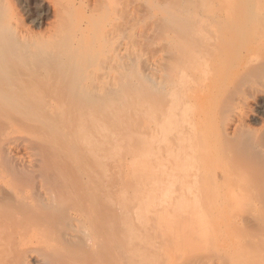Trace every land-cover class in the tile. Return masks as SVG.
<instances>
[{
  "label": "rangeland",
  "instance_id": "obj_1",
  "mask_svg": "<svg viewBox=\"0 0 264 264\" xmlns=\"http://www.w3.org/2000/svg\"><path fill=\"white\" fill-rule=\"evenodd\" d=\"M1 8L0 264H264V0Z\"/></svg>",
  "mask_w": 264,
  "mask_h": 264
},
{
  "label": "bare ground",
  "instance_id": "obj_2",
  "mask_svg": "<svg viewBox=\"0 0 264 264\" xmlns=\"http://www.w3.org/2000/svg\"><path fill=\"white\" fill-rule=\"evenodd\" d=\"M84 0H51V2H52V4H53V6H54V13H55V17H56V22H57V28L59 29L58 30V32L59 33H63V32H65V31H67V30H70V29H76V27L79 29L80 27H82L81 28V30H82V41L84 42V44L86 45V47L85 48H87V50L89 49L90 50V48L92 49V51H93V47H95V45L94 44H96V45H98L99 43H100V41L105 37V36H107V34H106V23H105V17H106V14H108V10L115 4V2H117V0H94V1H90V0H88L87 1V3H84L83 2ZM92 5V6H91ZM90 6V7H89ZM3 7L4 8H7L6 7V5H3ZM108 8V9H107ZM3 9L1 8V10L0 11H2ZM87 11H90V13L89 14H87ZM5 25L6 26H10L9 28H12V29H14L13 28V26H11L12 24H11V22H7V23H5ZM117 27L118 28H120V22H118V24H117ZM76 33V32H75ZM89 38H90V41H89ZM116 50H117V56H116V59H117V61H118V69H119V64H120V60H121V58H122V56H123V49H124V40L122 39V37H121V32L120 31H118V33H117V35H116ZM90 42V43H89ZM94 43V44H93ZM93 44V45H92ZM86 50V49H85ZM122 67H120V69H121ZM84 89H87V88H89V87H83ZM83 136V135H82ZM84 137V136H83ZM84 139V138H83ZM86 139V138H85ZM87 139H88V137H87ZM86 139V140H87ZM85 140V141H86ZM136 193H137V196L139 195L138 194V190H134ZM197 193V192H196ZM132 194H135V193H133L132 192ZM92 195V194H91ZM193 195V194H192ZM155 196H157V195H155ZM196 196H197V194H196ZM195 196V192H194V198H198V196L196 197ZM136 197V196H135ZM159 197V196H158ZM202 197V196H201ZM217 197V196H216ZM215 197V198H216ZM91 198V197H90ZM138 198V197H137ZM140 198V197H139ZM148 198H149V196H148ZM186 198V197H185ZM193 198V200H195ZM205 198V197H204ZM153 199V198H152ZM151 199V200H152ZM155 199V198H154ZM179 199V198H178ZM220 199V198H219ZM231 200H233V199H235L236 200V198H230ZM234 200V201H235ZM152 201H154V200H152ZM151 201V202H152ZM162 201V200H161ZM196 201V200H195ZM194 201V202H195ZM198 201V200H197ZM196 201V202H197ZM179 202H181V201H179ZM199 202V201H198ZM86 204H87V202H86ZM216 204V203H215ZM219 204V203H218ZM89 205V204H88ZM121 206L123 205V204H120ZM85 206V205H84ZM83 207V206H82ZM118 207V206H117ZM120 207V206H119ZM118 207V209H122V208H119ZM124 207V206H123ZM87 208H89V207H87ZM81 209V208H80ZM130 210V209H129ZM82 211V210H81ZM90 211H91V209H90ZM80 211H78V213H79ZM83 212V211H82ZM92 212V211H91ZM127 212V211H126ZM77 213V214H78ZM81 213V212H80ZM79 213V214H80ZM81 214H83V213H81ZM85 214V213H84ZM123 214V213H122ZM121 214V215H122ZM87 215V214H86ZM129 215H130V213H129ZM131 215H132V213H131ZM125 216V215H124ZM124 216H122V218L124 217ZM83 217V216H82ZM86 217V216H85ZM112 217V216H111ZM126 217V216H125ZM125 217H124V221L126 220L125 219ZM84 218V217H83ZM82 218V219H83ZM87 218V217H86ZM107 218V217H106ZM127 218V217H126ZM129 218V217H128ZM131 218V217H130ZM133 218V217H132ZM231 218V217H230ZM85 219V218H84ZM108 219V218H107ZM106 219V220H107ZM135 219H137V218H135ZM148 219V218H147ZM87 220V219H86ZM121 220V219H120ZM123 220V219H122ZM178 220V219H177ZM182 220H184V219H182ZM186 220L188 221V219L186 218ZM205 220V219H204ZM82 221V220H81ZM89 221V220H88ZM108 221V220H107ZM127 221H131V219H129V220H126V223H127ZM137 221H138V223H139V220L137 219ZM147 221V220H146ZM181 221V220H180ZM187 221H184V222H186V223H189V222H187ZM201 221H203V219L201 220ZM108 222H111V221H108ZM114 222V221H113ZM112 222V223H113ZM121 222V221H120ZM120 222L118 221V223L120 224ZM123 222V221H122ZM133 223H134V221H132ZM148 222V221H147ZM196 222V221H195ZM198 222V221H197ZM196 222V223H197ZM204 222V221H203ZM202 222V223H203ZM116 223H117V220H116ZM135 223H136V221H135ZM134 223V224H135ZM161 223V222H160ZM163 223V222H162ZM161 223V224H162ZM195 223V224H196ZM205 223V222H204ZM204 223H203V225L202 226H204ZM123 224V223H122ZM130 224V223H129ZM144 224V223H143ZM185 224V223H184ZM184 224H182L183 226H184ZM121 225V224H120ZM127 225V224H126ZM132 225V224H131ZM150 225V224H149ZM153 225V224H152ZM152 225H150V228H151V226ZM155 225H157V224H155ZM197 225H198V223H197ZM197 225H196V228H197ZM201 225V224H200ZM206 225V224H205ZM147 226H148V224H147ZM185 226H186V224H185ZM199 226V225H198ZM130 227V226H129ZM132 227V226H131ZM134 227V226H133ZM139 227H144V225L143 226H139ZM146 227V226H145ZM144 227V228H145ZM149 227V226H148ZM110 228V227H109ZM136 228V227H135ZM147 228V227H146ZM149 228V229H150ZM153 228H155L154 226H153ZM158 227H156V229H157ZM160 228H164L165 229V227H162V225L159 227V231L161 232L160 234H162V232H163V230L164 229H160ZM181 228V231L183 230V227H180ZM180 228H179V230H180ZM187 228H189V226H187L186 228H185V230L187 229ZM198 228H201L200 226L198 227ZM197 228V229H198ZM210 228H211V226H210ZM113 228H112V226H111V228L109 229L110 230V232L111 231H113L112 230ZM127 229V228H126ZM132 229H134V228H132ZM149 229H148V231H149ZM168 229V228H167ZM86 230V229H85ZM174 229H172V231H173ZM177 230V231H176ZM176 230H174L175 232H177L178 234L179 233H181V231L180 232H178L179 230H178V228L176 229ZM199 230V229H198ZM137 231V230H136ZM151 231H152V229H151ZM169 232V229H168V231H166L168 234H170L169 236L172 238V234H174L175 235V232ZM187 231H189V230H186V232ZM201 231V230H200ZM153 232V231H152ZM151 232V233H152ZM183 232V231H182ZM214 232V231H213ZM88 233V232H87ZM132 233V232H131ZM131 233H129V235L131 234ZM151 233H147V234H151ZM183 233H185V232H183ZM135 234V233H134ZM134 234H133V236H134ZM141 234V233H140ZM144 234V233H143ZM143 234L141 235L142 237H143ZM147 234H145L146 235V237H147ZM188 234V233H187ZM112 235H114V233H112ZM121 235V234H120ZM127 235V234H126ZM138 235H139V233H138ZM180 235V234H179ZM178 235V236H179ZM182 235V234H181ZM216 235H218V234H216ZM131 237H132V234L130 235ZM130 236H129V239H130ZM135 236H137V235H135ZM148 236H150V235H148ZM153 236H155V235H153ZM161 236H163V234L161 235ZM177 236V240H179L178 238H180V236L178 237ZM185 236V235H184ZM187 236V235H186ZM113 237H116V236H113ZM112 236H111V238H113ZM118 237V236H117ZM133 238V237H132ZM137 238V237H136ZM135 238V239H136ZM153 238H155V237H153ZM166 238H168V237H166ZM182 238V237H181ZM116 239V238H115ZM119 239V238H118ZM134 239V238H133ZM170 239V238H169ZM190 239V238H189ZM114 240V239H113ZM120 240H122V239H120ZM125 240V239H124ZM130 240H132V239H130ZM183 240V239H182ZM187 240V239H186ZM145 241H147V240H145ZM132 242V241H131ZM125 243V242H124ZM129 243V242H128ZM149 243V242H148ZM136 243L134 242V245H135ZM138 244H139V242H138ZM129 245H131V244H129ZM147 245H149V244H147ZM239 245V244H238ZM133 246V245H132ZM136 246V245H135ZM151 246V245H150ZM149 246V247H150ZM122 247V246H121ZM120 247V248H121ZM127 247V246H126ZM141 247H143L142 245H141ZM145 247V246H144ZM117 248H119V246L117 247ZM241 248H243V247H241V246H239V249L241 250ZM124 249H126L125 248V246H124ZM150 249V248H149ZM113 250V249H112ZM111 250V251H112ZM142 250H144V248H142ZM147 250H148V246H147ZM167 250V249H166ZM120 251V250H119ZM137 251V253H138V249L136 250ZM168 251V250H167ZM242 251H243V253H242ZM240 253H241V256H240V253H239V256L240 257H243V259L244 260H239V261H242L241 263H244L243 261H245V264L246 263H249V261H247L248 259H246V257L244 256V250H242ZM145 252H146V248H145ZM169 252V251H168ZM236 252V251H235ZM113 252H111V254H112ZM121 253V252H120ZM123 253V252H122ZM131 253V252H130ZM137 253H136V257H137ZM164 253V252H163ZM246 253V252H245ZM124 254V253H123ZM149 254V253H148ZM166 254V253H165ZM238 254V253H237ZM247 254V253H246ZM120 255V254H119ZM145 255H147V252H146V254ZM172 255V254H171ZM128 256V255H127ZM131 256V255H130ZM142 256V255H141ZM125 257V256H124ZM140 257V256H139ZM138 257V258H139ZM245 257V258H244ZM250 257V256H249ZM123 258V257H122ZM122 258H120V259H122ZM145 258V256L144 257H142V260ZM151 258V257H150ZM252 258V257H251ZM128 259V258H127ZM140 259H141V257H140ZM147 259V258H146ZM145 259V260H146ZM156 259H158V262L160 261V259L158 258V257H156ZM126 260V259H125ZM128 260H130V259H128ZM133 260H135V262H137L138 260H137V258L136 259H134V257H133ZM152 260V259H151ZM234 260H236L235 258H234ZM238 260V259H237ZM250 260V259H249ZM253 261H254V258L252 259ZM122 261V260H121ZM131 261V260H130ZM129 261V262H130ZM157 261V260H156ZM175 261V260H174ZM252 261V262H253ZM131 262H134V261H131ZM134 262V263H135ZM152 262V261H151ZM151 262H150V264H151ZM157 262V263H158ZM176 262V261H175ZM252 262H250V264L252 263ZM143 263V262H142ZM148 263V262H147ZM154 263V262H153ZM152 263V264H153ZM156 263V262H155ZM156 263V264H157ZM120 264V263H119ZM121 264H123V263H121ZM138 264H139V262H138ZM141 264V263H140ZM146 264V263H145ZM159 264V263H158ZM239 264V263H238Z\"/></svg>",
  "mask_w": 264,
  "mask_h": 264
}]
</instances>
